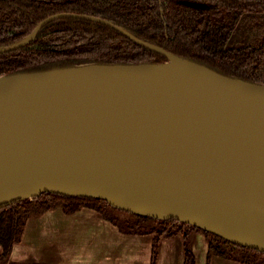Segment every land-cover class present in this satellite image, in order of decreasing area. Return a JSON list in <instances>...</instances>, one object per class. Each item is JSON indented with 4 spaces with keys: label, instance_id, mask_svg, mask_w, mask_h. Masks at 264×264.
I'll return each instance as SVG.
<instances>
[{
    "label": "water",
    "instance_id": "95a60500",
    "mask_svg": "<svg viewBox=\"0 0 264 264\" xmlns=\"http://www.w3.org/2000/svg\"><path fill=\"white\" fill-rule=\"evenodd\" d=\"M59 18L102 23L168 61L0 78V206L44 193L101 199L264 253V85L79 14L47 18L0 54Z\"/></svg>",
    "mask_w": 264,
    "mask_h": 264
},
{
    "label": "trees",
    "instance_id": "16d2710c",
    "mask_svg": "<svg viewBox=\"0 0 264 264\" xmlns=\"http://www.w3.org/2000/svg\"><path fill=\"white\" fill-rule=\"evenodd\" d=\"M193 2L200 6L190 5ZM59 14L107 20L140 40L224 76L264 85V37L257 43L234 40L242 19L264 15V0H0V49L19 43L41 22ZM167 61L102 23L59 18L48 23L27 46L0 54V78L89 65ZM85 208L96 211L124 234L154 236L152 264H158L162 241L180 235L185 236V264H196L191 232L205 235L207 264L215 257L238 264H264V253L187 223L129 213L101 199L53 193L0 206V264L8 262L31 218L56 209L74 214Z\"/></svg>",
    "mask_w": 264,
    "mask_h": 264
},
{
    "label": "crops",
    "instance_id": "0c3cea01",
    "mask_svg": "<svg viewBox=\"0 0 264 264\" xmlns=\"http://www.w3.org/2000/svg\"><path fill=\"white\" fill-rule=\"evenodd\" d=\"M188 235L197 261L200 253L208 263L205 235ZM153 240L152 235L124 234L89 208L74 214L56 209L27 222L6 264H152ZM184 245V235L162 241L158 264H185ZM219 264L238 263L221 259Z\"/></svg>",
    "mask_w": 264,
    "mask_h": 264
},
{
    "label": "rangeland",
    "instance_id": "374dc122",
    "mask_svg": "<svg viewBox=\"0 0 264 264\" xmlns=\"http://www.w3.org/2000/svg\"><path fill=\"white\" fill-rule=\"evenodd\" d=\"M248 17L241 20L234 37V40L242 44L247 42L257 43L264 37V15H253ZM119 215L125 217L123 212H120ZM219 262H221L220 258H212V264H219ZM197 264H207L206 257H203V255L199 253Z\"/></svg>",
    "mask_w": 264,
    "mask_h": 264
}]
</instances>
